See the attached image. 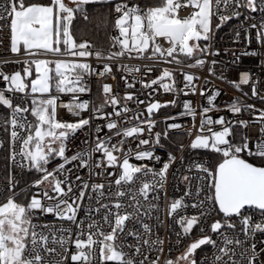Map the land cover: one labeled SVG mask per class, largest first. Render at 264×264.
<instances>
[{
  "label": "snow or ice",
  "instance_id": "1",
  "mask_svg": "<svg viewBox=\"0 0 264 264\" xmlns=\"http://www.w3.org/2000/svg\"><path fill=\"white\" fill-rule=\"evenodd\" d=\"M108 2L111 0H72L76 8L67 6L64 0H51L49 5H41L37 3L26 4L25 0H8V2L0 6V21H9L11 51L19 53L21 46L29 56L45 55L52 53L53 55H69L71 57L86 58L95 56L97 59H106L109 61L117 60L120 57L128 56L131 59L144 58L146 54L149 59H154L159 56L167 61V57H171L177 64L181 63L178 59L180 55L192 57L196 52L205 53L207 48H201L200 40H209L210 32L212 31V19L218 16L220 23L239 16V12L233 10L230 15L222 14L221 7L227 9H238L245 7L255 12L260 10L264 12V0H186V6L190 5L194 11L191 15L185 18H179L177 9L181 6L179 0H162L159 6L141 8L140 6H130L126 2L117 3L114 12L117 14L114 20L113 27L118 31L119 35L112 36V48H117V51H105L98 49L92 51L93 45L87 41L77 42L72 32V21L75 18V12L82 11V6L90 3ZM87 19V15L84 17ZM219 27V25H217ZM256 27V25H252ZM264 29V23L260 26ZM264 37V32L259 33ZM159 38H163L169 43L167 49L157 42ZM192 42V43H190ZM63 46V47H62ZM135 53V56L132 54ZM256 53H244V55H255ZM27 67L23 68V75L20 71H16L11 75H7L0 71V77L8 82L9 87L6 90H0V105L11 109V119L7 123L11 126V141L13 145V154L11 159L16 160L19 155L23 160L27 161V166L30 169H35L37 172L43 173L40 179L35 181L34 186L39 187L45 182H49L52 186L54 195H49L47 190H44L42 197L40 194L33 195L30 202L25 206L17 203L15 200L16 193L14 180H9L8 191L11 195L8 196L6 202L0 204V264H65L69 259V251L67 245L73 243L75 252L70 254L72 264H94L97 259L96 250L99 251V264H107V262H115V264H144V260L136 261L134 256L141 254V246L138 243L135 246L133 255L126 253L122 244H118L117 240L121 233L125 231L126 221L136 217L140 212V201L137 196H143L145 200L148 198L149 191L159 184L163 187V182L166 178V173L169 164L165 163L163 168L158 172H153L154 177H159V180H154L153 183L142 182V186L136 192L131 188L126 193L124 190H118L115 193L117 198L131 194L132 204L128 205L133 209L132 212H121L125 205L117 199V201L109 206L102 204L101 207L107 209L103 220L109 226L110 231L105 232L96 221L87 224V230L83 227V221L77 223L76 214L79 206L76 200H82L84 192L81 191L76 200L69 203L66 199L68 193L72 192V187L69 185L67 191L62 187L65 183L63 180L56 179L53 172H49L45 165L49 162V158L53 155L61 157L65 163H70L72 160L81 159L80 155L71 157L69 160L65 157V141L68 137L89 124V119L81 118L77 122H62L57 119V101L59 95H52L53 87L57 94H72L71 102L62 105L74 116H79L82 111L89 109V101L80 100L79 94L90 91L87 84L84 82L85 76L97 74L105 76L112 72V67L105 63L103 71L96 73L95 69L86 62L70 61V60H48V59H33L25 60ZM213 63H215L213 61ZM204 61L197 59L195 64H190L188 67H196L203 65ZM35 66V78L26 83V78L33 76L32 66ZM50 65H54L51 67ZM124 71L129 74L140 72L137 66L122 65ZM152 69L149 68L148 71ZM173 73L169 69H164L162 75L157 79L151 80L150 84H144V87H151L158 82H162L165 78H172ZM114 78V77H113ZM249 75L243 74L240 83L247 84ZM184 80L187 82L185 87L191 85L194 76L184 74ZM125 82L129 88L134 87V84ZM164 90L174 91L173 84L161 83ZM239 88V84H235ZM30 89L32 95L31 107L21 106V104H13V100L6 96L5 92L23 93L26 96ZM195 91V89H193ZM103 93L105 95L104 104L99 107H94L93 112H100L105 105L111 104L114 108L119 103L115 95H111L112 87L109 84L103 85ZM187 94V93H185ZM201 91V95H203ZM255 95V89H253ZM219 92L210 96L208 99L209 105ZM46 97V98H45ZM124 99L132 100L133 96L127 94ZM143 103V101H140ZM170 103H175L170 102ZM165 105L160 103H152L148 106L147 112L149 117L154 110ZM184 115L195 116V110L191 107L190 102H185ZM234 113H239L241 107L234 102L229 106ZM251 108L252 106H248ZM210 108H204L203 113L209 112ZM127 107L116 111L115 115L120 116L121 112H128ZM35 117V123L28 121L25 113H29ZM110 115V114H109ZM103 118V117H101ZM139 119V117H136ZM264 120V112L259 117ZM148 125V131L151 132L154 122L151 119L143 121ZM242 126L247 127L246 121L239 122ZM219 124L222 125V130L213 131L210 127L208 131L211 135H198L191 143V148L210 149L213 152L219 153L222 156L221 162L214 169H209L204 165H196L197 169L206 176L201 177L202 180H207V187L210 194L206 195L204 200H199L191 205L192 208L199 210V215H181L185 209L189 207L184 202V197L173 200L168 205L167 214L170 217H177L176 223L180 225L181 233L177 235L188 236L193 228L201 223V217L208 213L204 211L205 201L211 202L213 210L218 214L222 213V218L217 219L210 225V230L213 233H218L221 236L223 246L221 247L210 236L204 235L201 238L192 242L178 258L177 261L168 260L166 264H179L183 260L186 264H197L193 259L197 249L204 245H212L217 249L214 254L211 264H257L259 253L256 251V244L251 245V256L247 255L248 250L245 249L240 253L241 259H234L236 256L233 246H240L245 243L235 235H228L222 229H235L236 225L231 223L232 217H239L242 225V232L246 237H254L257 233L264 234V220L253 223L252 217L246 215L243 210L256 209L264 214V166H257L248 160L242 158V152H247L249 156L259 157L264 159V139L259 140L255 144V150L249 147L247 137L240 144L233 143L229 137L232 135L231 122L225 121L224 117L213 121L211 118L201 121V131L205 125ZM106 127L109 130L117 128L115 122L107 123ZM170 128H179V124H171ZM26 132L27 135L22 136L21 132ZM97 131H100L98 128ZM144 129L140 126L124 129L122 135L130 137L137 133H142ZM261 133H264V128H261ZM116 135H121L117 132ZM159 133H156V140L159 142ZM110 139V138H109ZM20 142V148L17 152L15 145ZM106 140H97L94 151L102 152L107 161L108 167L117 165L119 158L114 155V152L121 151L117 145L107 146ZM120 144L123 141L119 142ZM148 140H140V144H148ZM53 145H56L55 147ZM3 144L0 142V147ZM151 151H141L136 153L137 160L152 159ZM159 159V157H156ZM170 159H173L170 157ZM102 162H97L96 167H101ZM83 166H87L86 161L81 160ZM24 166V165H22ZM64 164L59 165L57 171L62 172ZM120 173L115 179V184L119 187L123 185H132L138 179L137 174L144 173L147 175L151 169L139 167L129 163L128 156L125 155L120 164ZM52 178L51 180L49 178ZM79 179V177H77ZM188 177H185L187 180ZM88 185L85 184L84 188ZM93 190L104 188L102 184L92 185ZM200 189H197L199 196ZM190 193H185L189 195ZM103 195V193H101ZM44 200L52 203L45 204ZM155 205H149L153 208ZM116 211H112V209ZM39 211L45 214H54L60 220L71 221L76 224L78 232L75 239H72L71 229H61V234L58 236L55 232L49 235L43 232L36 231L37 226L32 223L33 213ZM99 212V209H96ZM146 214V213H145ZM47 227V226H44ZM145 233H150L151 229L148 224H143ZM203 231V228H201ZM129 235L140 237L135 232H129ZM86 237V238H85ZM143 245H162L163 240L157 238L154 241L143 239ZM50 244L52 246H50ZM59 246V250L56 246ZM128 247H133L129 245ZM163 251L162 248L159 249ZM264 251V249H261ZM227 257V260H225ZM147 259V257H145ZM152 264H157L153 261Z\"/></svg>",
  "mask_w": 264,
  "mask_h": 264
},
{
  "label": "built area",
  "instance_id": "2",
  "mask_svg": "<svg viewBox=\"0 0 264 264\" xmlns=\"http://www.w3.org/2000/svg\"><path fill=\"white\" fill-rule=\"evenodd\" d=\"M7 2L8 0H0V6L5 5ZM113 2L116 4L126 2L130 6H140L138 0H116ZM179 3L181 4L177 9L179 18H185L194 11L190 5L186 6V0H179ZM257 3H259V0H257ZM233 10L238 11L239 16H232L231 19L222 24L218 16L213 17L210 39L206 41L207 52H196L188 59L178 58L181 61L179 64L173 61L171 57L166 58L170 62H165L159 56L149 59L150 52L144 58L131 59L126 55L113 61L97 59L94 55L78 58L66 54L53 55L49 53L48 55L29 56L27 53H13L11 51L9 21H0V71L7 75L21 71L25 60L31 61L43 57L48 60L86 62L95 69L96 73L103 71L105 63L112 67V72L105 76L95 73L85 76L84 82L90 91L79 94V97L80 100L89 101V109L82 111L79 116H74L62 106L71 102L72 94H53L60 97L57 101L58 120L77 122L81 118L89 119L88 125L72 133L65 141V157L70 160L71 157L80 155L81 159L65 163L63 158L55 156L45 165L49 172L54 173L56 179L65 181L62 184L65 191H67L69 185L72 187V192L68 193L66 197H62L63 199L72 203L81 191L84 192L83 199L76 200V204L79 206L76 218L77 223L83 221L85 230H87V224L94 220L105 232L110 231L109 226L103 220L108 210L101 207V205L109 204L111 207L119 199L125 205L121 212H132L133 209L128 207L133 203L131 194L117 198L115 193L118 190H124L127 193L129 188L136 192L142 186V182L153 183L154 180H159V177H154L152 173L162 169L165 163L169 164L163 187L155 184L149 191L147 200L143 196H137L141 204L140 212L136 217L126 221L125 231L119 235L117 240V243L122 244L124 246L123 250L129 255H133L135 246L138 243L140 244L141 254L134 256L137 262L144 260V264H152L153 261H157V264H166L168 260L177 261L192 242L204 235L210 236L217 244L223 246L221 236L210 230L211 223L221 219L223 214H218L216 210H213L211 202L205 201L204 211L208 214L201 217V223L195 226L188 236L177 235L182 231L180 225L176 223L178 216L170 217L167 214L168 205L173 200L184 197V202L189 207L180 214L187 216L199 215V210L192 208L191 205L199 200H204L205 196L210 194L207 187L208 181L200 179L206 176V173L199 171L196 165H204L211 170L213 169L212 155L221 156V154L210 149H193L191 143L198 135L210 136L209 127L213 131H220L223 126L219 124L205 125L203 131H201L202 120L211 118L215 121L220 117H224L225 121L231 122L232 135L229 139L233 143L240 144L247 137L249 147L252 150H255V144L259 140L264 139V133H261V128H264V120L259 119L261 113L264 112V37L259 35V33L264 32V29L260 27L264 23V12L260 10L253 12L245 7L227 10L223 6L221 7V13L226 15H230ZM82 15L85 17L87 14L83 12ZM116 15L114 13V20ZM252 25H256V27H252ZM115 35H119V33L113 27L108 48H92L91 50L102 49L105 54L109 51L119 50L118 47L112 48L111 46V38ZM157 42L164 49L170 46L163 38H159ZM244 53L256 54L244 55ZM135 55V53L132 54V56ZM197 59L203 60L204 64L188 67L190 64H195ZM122 65L137 66L140 68V72L129 74L124 71ZM149 68L152 70L148 71ZM164 69L172 71L173 77L165 78L162 82L151 85V87H144V84H150L151 80L160 77ZM186 73L194 76V80L188 87H185L187 82L184 80V74ZM245 73L250 77L247 84L240 83ZM125 78L128 83L134 84V87L129 88ZM161 83L173 84L175 90L166 92ZM104 84L111 85V95H115L119 103L115 108L108 104L100 112H93L94 107L104 104ZM235 84H239V88L235 87ZM8 87V82L0 77V90H6ZM253 89H255V95ZM201 91H203V95H201ZM217 92H219V95L215 97L213 104L209 105V97ZM5 94L13 100V104L19 103L21 106L30 107V94L26 96L23 93L7 91ZM127 94H131L133 99H124ZM140 101H143V103H140ZM173 101L175 103H170ZM157 102L165 106L154 110L149 117L148 106ZM185 102H190L191 107L195 110V116L182 114L185 111L183 107ZM234 102L241 107L239 113L230 110L229 106ZM249 105L252 107L249 108ZM124 107H127L129 111L121 112L120 116L115 115L116 111H120ZM204 108H210L211 110L204 114ZM24 115L27 116L28 121L32 122L29 113ZM136 117H139V119ZM10 119L11 109L0 105V142L3 144L0 147V204L6 202L8 196L11 195L8 191L10 179L15 182V188L13 189L16 193L15 200L18 195L29 189L31 198L36 194H40V198H43L42 193L44 190H47L49 195H54L49 182H45L39 187L34 186L35 181L40 179L43 173L27 181L28 174L32 170L27 166L28 162L19 155L16 156L15 161L11 159L13 145L10 133L12 129L10 124L7 123ZM148 119L154 122L151 132L148 131V125L142 123ZM240 121H246L247 127L242 126L239 123ZM109 122H115L117 128L109 130L106 127ZM173 123L179 124L181 127L170 128L169 126ZM135 126L142 127L144 131L130 137L122 135L124 129ZM98 128L100 131H97ZM118 131L121 132V135H116ZM156 133L160 134L159 142L156 140ZM21 135L25 136L27 133L22 131ZM98 139L106 140L108 147L117 145L121 149V151L113 153L119 158L116 166L108 167L103 153L94 151ZM140 140H148L149 143L140 144ZM120 141H123V143L120 144ZM19 148L20 142L18 141L15 150L18 152ZM141 151H151L153 158L137 160L136 153ZM245 153L247 154V152ZM125 155L128 156L130 164L139 167L146 166L147 169L152 171L148 172L147 175L143 172L139 173L134 184L123 185L118 188L115 179L118 178L121 171L120 164ZM156 157H159V159H156ZM170 157L173 159H170ZM81 160L86 161L87 166H83ZM97 162H102L101 167H96ZM61 164H64V169L62 172H58L57 169ZM185 177H188V179L185 180ZM85 184L88 185L87 188H84ZM94 184H102L104 188L94 191L92 188ZM198 188L200 189L199 196H197ZM186 192L190 194L185 195ZM44 203L52 202L44 200ZM149 205H155V207L150 209ZM96 209H99V212ZM112 211L116 210L113 208ZM243 211L246 215L252 217L253 223L264 220V214L259 210L246 208ZM32 223L37 226L36 231L49 235L50 240V234L55 232L59 236L61 229H71L73 240L78 232L75 223L60 220L54 214H45L39 211L33 213ZM231 223L236 225L235 229H222L221 231L230 236L235 235L245 241L243 245L233 246L236 252L234 259H241L240 253L245 249L248 250L247 255L251 256L253 254L251 245L255 243L256 251L259 253L257 264H264V251H261V249H264V234L257 233L254 237H246L241 230L242 225L239 217H232ZM143 224L149 225L150 233L144 232ZM201 228H203V231H201ZM129 232L137 233L140 239L138 240L137 236L129 235ZM157 238L163 240L164 243L162 245H152L151 243L143 245L142 243L143 239L154 241ZM129 245L133 247L130 248ZM50 246L52 245L50 244ZM56 247L59 250V246ZM67 247L69 259L65 261V264H72L70 254L75 252V245L70 243ZM160 248L163 251H160ZM216 252L217 249L212 245H204L196 250L192 258L197 261V264H211ZM96 257L94 264H99L98 248ZM225 260H227V257H225ZM107 264H115V262H107ZM243 264H247V261H243Z\"/></svg>",
  "mask_w": 264,
  "mask_h": 264
},
{
  "label": "trees",
  "instance_id": "3",
  "mask_svg": "<svg viewBox=\"0 0 264 264\" xmlns=\"http://www.w3.org/2000/svg\"><path fill=\"white\" fill-rule=\"evenodd\" d=\"M51 0H25L26 4L37 3L41 5H49ZM141 8L159 6L162 3V0H138ZM70 7L76 8V5L72 3V0H69ZM114 8L115 2H101V3H90L82 6V11L75 12V18L72 21V32L74 38L77 42L87 41L93 45V48H108L110 34L113 29L114 24ZM83 12H86L87 19L82 15ZM206 46V41H205ZM63 47V46H62ZM182 59H188L184 55L179 56ZM27 65L22 64V68ZM33 70V68H32ZM34 76V75H33ZM32 76V78H33ZM56 94L55 88L53 87L52 95ZM32 123H35V118H31ZM242 158L248 160V162L253 163L257 166H264V159L261 158H252L248 156L245 152L240 154ZM55 155L51 156L49 160L54 158ZM213 160V169L218 165L222 160L220 155H212ZM40 172H37L35 169H32L28 174L27 181L32 180L35 176L39 175ZM31 200V191L30 189L23 192L22 194L16 197V202L22 205H27Z\"/></svg>",
  "mask_w": 264,
  "mask_h": 264
},
{
  "label": "rangeland",
  "instance_id": "4",
  "mask_svg": "<svg viewBox=\"0 0 264 264\" xmlns=\"http://www.w3.org/2000/svg\"><path fill=\"white\" fill-rule=\"evenodd\" d=\"M64 3L67 5V6H69L68 4H69V0H64ZM115 5H116V3H115ZM70 7V6H69ZM114 25V24H113ZM205 41H207V40H200L198 43H199V45H200V47L201 48H206V46H205ZM190 43H192V42H190ZM178 58H180V57H178ZM51 67H54V65H50ZM24 67H26V66H24ZM23 67V68H24ZM23 68L21 69V74L23 75ZM32 79V77H28V78H26V83H30V80ZM27 92H30V89H28V90H26ZM30 94V93H29ZM70 94V93H69ZM46 98V97H45ZM31 99H32V95L30 94L29 95V103H30V107H31ZM29 115H30V118H35V117H33V116H31V114H30V112H29ZM179 264H186V262L185 261H183V260H181V261H179Z\"/></svg>",
  "mask_w": 264,
  "mask_h": 264
},
{
  "label": "crops",
  "instance_id": "5",
  "mask_svg": "<svg viewBox=\"0 0 264 264\" xmlns=\"http://www.w3.org/2000/svg\"><path fill=\"white\" fill-rule=\"evenodd\" d=\"M21 53H26L24 50H23V47L21 46V51H20ZM49 53H47V54H45V55H48ZM51 54V53H50ZM42 59H45L44 57L42 58ZM32 68H33V78H35V66L33 65L32 66ZM32 78V79H33ZM52 94V93H51Z\"/></svg>",
  "mask_w": 264,
  "mask_h": 264
},
{
  "label": "water",
  "instance_id": "6",
  "mask_svg": "<svg viewBox=\"0 0 264 264\" xmlns=\"http://www.w3.org/2000/svg\"><path fill=\"white\" fill-rule=\"evenodd\" d=\"M113 1H116V0H111V2H113ZM97 3H101V2H97Z\"/></svg>",
  "mask_w": 264,
  "mask_h": 264
}]
</instances>
